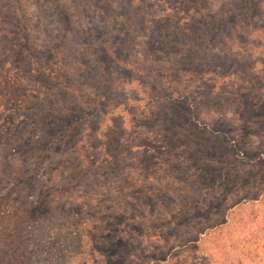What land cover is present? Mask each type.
I'll return each instance as SVG.
<instances>
[{
	"label": "rangeland",
	"instance_id": "374dc122",
	"mask_svg": "<svg viewBox=\"0 0 264 264\" xmlns=\"http://www.w3.org/2000/svg\"><path fill=\"white\" fill-rule=\"evenodd\" d=\"M143 1L0 0V194L14 185L34 192V213L49 218L69 211L92 217L100 209L145 211L114 217L110 231H118L108 235L128 247H102L104 264H143L198 224L207 232L200 250L180 251L178 263L264 264V0L193 1L197 14L201 8L233 22L247 20L238 28L242 34L218 37L208 53L179 55L163 44L159 26L149 30L153 52L140 59L167 71L185 109L132 104V126L120 114L91 128L73 125L76 116L64 109L61 96L69 90L59 70L81 69V60L110 78L83 71L86 80L78 84L87 100L100 93L102 103L141 101L166 89L164 79L125 64H118L112 82L109 49L131 54L135 46L131 34L119 31V10L140 18ZM185 2L150 4L157 15L175 11L167 20L172 26L187 10ZM248 21L262 32L248 38ZM53 92L61 101L54 99L47 121L49 114L35 107ZM20 123L36 128L19 143ZM107 179L111 184L102 187ZM200 196L199 212L176 214L184 198ZM179 225L182 231L172 230Z\"/></svg>",
	"mask_w": 264,
	"mask_h": 264
},
{
	"label": "trees",
	"instance_id": "16d2710c",
	"mask_svg": "<svg viewBox=\"0 0 264 264\" xmlns=\"http://www.w3.org/2000/svg\"><path fill=\"white\" fill-rule=\"evenodd\" d=\"M152 1H143L140 18L124 9L119 10L118 19L122 22L119 31H126L127 35L131 34L135 46L131 54H123L120 46L109 49L110 53L108 55L113 59L111 77L113 82L116 73L120 71L118 64H125L131 67L130 70L144 69L149 73H153L157 78L164 79L167 85L166 89L153 94L147 93L144 98H141L142 102L138 96H135L134 99L121 101L111 99L107 103H102L101 98L105 94L100 96V93L94 95V100H87L82 96L78 84L79 80H86V76L81 73L84 71L90 73L88 75H99L102 80L106 75L94 71L93 68L88 66V62L80 59L82 61H79V65L82 66L81 69L66 70L63 68L59 70L60 74L65 77L62 88L65 87L66 90H69V93L63 92L61 96L62 99H65L63 102L64 109L69 115L74 114L76 116L73 125L82 124L83 127L89 126L91 128L95 126V123L104 125L106 122L110 123L118 115H126L129 117L127 118L129 125L132 126V104L138 106V104L144 103V108L156 109L159 105L179 103L180 107L185 109L186 106L182 102L183 95L174 87L173 83L171 84L169 81L171 78L167 75V71L157 64L149 61L143 62L140 59L141 56L150 57L153 52L151 41L146 43L149 30L154 31V28L159 26V34L163 36V44L169 50L176 49L175 53L183 56L189 52H210L212 50L210 47L215 48L217 46L215 43L218 37L230 39L233 35L242 34L238 32V28L241 27L242 23L246 24L247 22V20L239 19L241 22L237 23L227 20V17L220 18L218 12L209 15L204 14L201 12V8H199V14H197L194 11V3L197 0H187L185 2L187 10H182L183 14L180 12L182 16H179L174 25L171 26L167 20L175 16V11L169 12L167 9L168 12H161L160 15H157L153 9L154 6L150 4ZM257 1L262 2V0H252V3ZM137 3V1L132 3L130 7H135ZM252 22L248 21L249 27L243 28L248 33L246 34L248 38H253L252 34L254 32H262L263 30L261 27L255 28L252 26ZM96 51H98V48H96ZM106 79L110 80L107 76ZM60 95L58 92H53L48 99L41 96L37 102L35 109L40 110V112L43 111L45 114L48 113L47 121L51 119L52 113L56 109L54 99L61 101V98L59 99ZM34 128L36 127L18 124L17 136L15 137L17 142L28 140L30 131ZM85 131L82 132L84 136ZM111 181L107 179L99 184H102V187H107L111 184ZM211 185L213 186V184ZM29 193L34 192L25 193L14 185L12 189L0 194V264H104L102 247L107 248L114 245L115 248H118L121 246L123 251L128 247L124 241L117 240L116 236L108 235L111 226L114 227V217L118 218L123 214V216L137 218L145 212L140 214L137 209L133 208L127 212L119 213L122 211L118 209L117 216L111 210L103 213V210L100 209L99 214L97 213L95 217L83 214V212L69 211L62 213L60 216L49 218L34 213L36 198L34 194ZM201 203L202 196L197 200H185L184 198L176 207V214L180 216L186 213L194 215V213L200 211ZM180 227L181 225L174 226L172 230L176 228L179 230ZM192 227L197 231L193 232L188 228L184 234H180L176 246L167 244L164 253L153 255V258L150 257V260L143 264H181L177 262L180 251H199L200 242L207 234L206 227H199V224ZM117 231H114V233H117Z\"/></svg>",
	"mask_w": 264,
	"mask_h": 264
}]
</instances>
